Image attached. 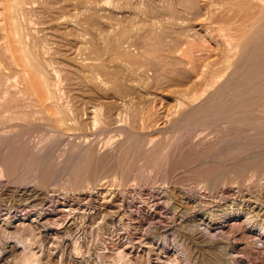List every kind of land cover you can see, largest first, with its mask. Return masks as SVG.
Returning a JSON list of instances; mask_svg holds the SVG:
<instances>
[{
	"label": "rangeland",
	"instance_id": "374dc122",
	"mask_svg": "<svg viewBox=\"0 0 264 264\" xmlns=\"http://www.w3.org/2000/svg\"><path fill=\"white\" fill-rule=\"evenodd\" d=\"M263 23L264 0H0V137L53 142L59 164L50 181L0 175V264H203L184 233L216 243L221 264H264V174L208 189L192 166L117 164L127 146L171 152L178 138L204 152L234 105L262 131ZM89 151L110 170L73 181ZM106 203L121 220L95 218Z\"/></svg>",
	"mask_w": 264,
	"mask_h": 264
},
{
	"label": "bare ground",
	"instance_id": "6f19581e",
	"mask_svg": "<svg viewBox=\"0 0 264 264\" xmlns=\"http://www.w3.org/2000/svg\"><path fill=\"white\" fill-rule=\"evenodd\" d=\"M264 24V23H263ZM262 29V28H260ZM263 35V34H262ZM252 36V35H251ZM252 38V37H251ZM264 38V37H263ZM247 43V42H246ZM250 44V43H249ZM255 51V50H254ZM256 52V51H255ZM263 55V54H262ZM261 57V56H260ZM241 60V59H240ZM262 64V63H261ZM255 66V65H254ZM257 66V65H256ZM239 67V66H238ZM243 67V66H242ZM249 68V67H248ZM259 68V66H258ZM241 69V68H240ZM256 72V71H255ZM239 73V72H238ZM237 74V72H236ZM249 78V76H248ZM247 79V78H245ZM253 80V79H252ZM256 82V81H255ZM254 82V83H255ZM236 83V82H235ZM235 85V84H234ZM229 86V85H228ZM244 88V87H243ZM241 88L242 90L246 91L245 88L243 89ZM237 89V88H236ZM235 89V90H236ZM240 89V88H239ZM239 89H237L238 91V95L239 96H244L245 94L244 91L243 93L241 91H239ZM252 89V88H251ZM260 89V88H258ZM257 89V91H259ZM262 91H264L263 89L264 88H261ZM250 90V88H249ZM232 91V90H231ZM234 91V90H233ZM251 91V90H250ZM241 92V93H240ZM261 92V91H260ZM235 94L236 97L239 98V96L236 95L235 92H233ZM240 93V94H239ZM247 93V91H246ZM250 92H248L247 96H250L249 94ZM251 93H255L253 92V89H252V92ZM262 93V92H261ZM260 93V94H261ZM223 96H224V93H222ZM243 94V95H241ZM263 94V93H262ZM217 95V94H216ZM226 95V94H225ZM259 95V94H258ZM257 95V96H258ZM211 96V95H210ZM214 96V95H213ZM234 96V95H233ZM246 96V98H247ZM255 96H256V93H255ZM263 97V95H262ZM240 99V98H239ZM251 99V98H250ZM254 99V98H253ZM256 100L260 101L259 99H262L261 98V95H260V98H255ZM254 99V100H255ZM236 100V98H235ZM241 100V99H240ZM249 100V99H248ZM214 101V100H213ZM212 101V102H213ZM218 101V100H217ZM221 101L223 100H219V102L221 103ZM233 102H235L234 100H232ZM246 101V100H245ZM225 102V101H223ZM232 102V103H233ZM238 102H241V101H238ZM262 102L264 103V97H263V100ZM214 103H217V102H214ZM213 103V104H214ZM218 103V104H220ZM229 103V102H227ZM231 103V102H230ZM246 104L244 106H247V102H245ZM263 103H259L258 107L262 106ZM212 104V103H210ZM241 104V103H240ZM262 104V105H260ZM237 105V103H236ZM256 105V106H257ZM212 106V105H211ZM233 106V104H232ZM241 106V105H240ZM240 106H235L233 107L234 111H235V117L234 114L232 116V114H229L228 113V110L226 111V114L225 115H230V117H233L230 119L229 116H227V120L228 122L231 120V124H228L227 123L225 125L229 126V127H226L225 125V130L226 132H223L221 134V137L218 139H216L217 143H213L212 146H210L209 148H207V150H205L204 152H202V146H201V150L198 151V148H196L194 150L195 147H198V146H195L194 148L191 146V147H186L188 149H184V146L185 144H180V143H177L179 142L181 138H178V140H175L176 142L174 144H172L173 147H170V145L168 146L170 149L172 148V151H168V152H141L142 150L141 149H138V150H141L140 152H138V150H134V152H130L131 150V146H127V148L125 149L124 152H121L120 154V157H119V160L117 162L118 166L121 167V170H125V169H132V168H136L137 167V163L139 162V160H143L142 161V165L138 166L137 168L139 167H143V166H151L148 167L152 170L153 169H156V170H159L161 169L163 171V169H166V170H171V171H174V170H177L178 168H181V167H188V166H192V171L193 173H197L198 175L196 176H199L202 181L206 180L208 183L207 184V187H211V186H218V184L222 181H226L227 183L229 181L232 180V178H234L236 180H238V184L240 187H242L243 185V182L244 180L246 179L247 175L250 176V171H253V172H256L257 174H264V129L262 131L260 130H254V126L255 124H252L253 119H256V118H259V117H255V115H259L258 112H256L257 114H255L253 117L251 116H248V115H245L246 113H248L247 111H245L246 109L244 108V110L240 107ZM264 106V105H263ZM201 107V106H199ZM204 107V106H202ZM201 107V108H202ZM206 107V106H205ZM204 107V108H205ZM258 107H253L252 110H257ZM223 108V107H222ZM232 108V107H230ZM228 108V109H230ZM256 108V109H255ZM262 108V107H261ZM260 108V109H261ZM194 109V108H193ZM193 109L191 111H193ZM196 110H199L200 108H196ZM247 109H251L247 107ZM259 109V110H260ZM220 110V108H219ZM223 110H225V108H223ZM223 110H220V112H224ZM241 110H243V112L245 114L242 115L243 112H241ZM232 112L231 113H234L233 110H231ZM255 111H252V112H255ZM261 112L263 111V108L262 110H260ZM185 112V111H184ZM196 112V111H195ZM250 111V113H252ZM197 113V112H196ZM195 113V114H196ZM199 113V112H198ZM228 113V114H227ZM184 114V113H183ZM194 114V115H195ZM202 114V113H201ZM215 114H216V111H215ZM249 114V113H248ZM252 114V115H253ZM198 116L200 114H197ZM203 115V114H202ZM223 115V114H222ZM190 116V115H188ZM204 116V115H203ZM203 116H199L201 119L203 118ZM263 116V115H262ZM261 116V117H262ZM194 117V116H192ZM198 117V118H199ZM206 118L204 119H207V116H205ZM215 117V116H214ZM218 117V116H217ZM220 117V120L221 119V115L219 116ZM224 119L225 116H223ZM1 118V117H0ZM3 118V117H2ZM1 118V119H2ZM181 118V117H180ZM188 118V117H186ZM190 118V117H189ZM188 118V120H189ZM195 118H196V115H195ZM197 118V119H198ZM199 118V120L201 121V119ZM210 118V117H209ZM208 118V119H209ZM264 119V116L262 117ZM202 119V120H204ZM215 121L214 118H211ZM209 119V120H211ZM223 119V121H224ZM261 119V118H260ZM261 119V120H263ZM11 120V119H10ZM9 120V121H10ZM15 120V119H13ZM29 121L27 122H30V119H28ZM177 120V119H176ZM186 120V119H185ZM208 120V121H209ZM225 120V121H227ZM252 120V121H251ZM5 121V120H3ZM8 121V119H7ZM16 121V120H15ZM26 121V120H25ZM35 121V120H34ZM33 121V123H35ZM178 121V120H177ZM191 121V119L189 120V122ZM206 121V120H205ZM224 121V122H225ZM252 122L250 126L249 125V122ZM258 121V119L256 120ZM254 120V122H256ZM2 122V120H1ZM11 122V121H10ZM179 122V121H178ZM192 122V121H191ZM190 122V123H191ZM210 122V121H209ZM208 122V123H209ZM213 122V121H212ZM222 124V121H218ZM217 122V127L219 126ZM260 122V120H259ZM259 122H256L258 126H260L259 124L263 125L262 124V121L259 123ZM264 122V121H263ZM194 123V122H192ZM205 123V122H204ZM230 123V122H229ZM235 123H238L236 125H234ZM242 123V124H245L246 126L249 125L253 130H251L250 128L248 129L247 127H244L245 125H243L242 127H240L239 125ZM13 124V122H12ZM19 124V123H18ZM29 124V123H28ZM27 124V125H28ZM51 124V123H50ZM241 124V125H242ZM7 125V124H6ZM31 125V124H30ZM29 125V126H30ZM36 125V124H35ZM39 125V124H37ZM211 125V124H210ZM213 125H215V123H213ZM212 125V126H213ZM10 126V125H9ZM34 126V125H33ZM223 126V125H222ZM221 126V127H222ZM12 127V126H11ZM184 127V125H183ZM193 127V126H192ZM191 127V128H192ZM254 127V128H253ZM261 127V126H260ZM42 128V127H41ZM176 128V127H175ZM182 128V127H181ZM264 128V127H262ZM261 128V129H262ZM20 129V128H19ZM31 129V128H30ZM33 129V128H32ZM37 129V128H36ZM197 129V128H196ZM203 129V128H202ZM221 129V128H220ZM220 129H217V133H218V130ZM260 129V128H259ZM22 130V133L23 132V129ZM45 130V129H44ZM222 130V129H221ZM224 130V128H223ZM224 130V131H225ZM14 131V130H13ZM20 131V130H18ZM29 131V130H27ZM211 131V130H210ZM215 131V130H214ZM26 132V131H25ZM31 132V131H29ZM187 132V131H186ZM201 132V131H200ZM220 132V131H219ZM13 133H16V132H13ZM20 133V132H19ZM215 133V132H214ZM2 134V133H0ZM29 134V133H28ZM26 133V135H28ZM34 134V133H33ZM180 134V133H178ZM185 134V133H184ZM183 134V135H184ZM187 134V133H186ZM5 135V134H4ZM11 135H12V132H11ZM24 135V134H23ZM215 135V134H214ZM220 135V133H219ZM18 138L14 141H12L11 139H8L10 137H8L7 139L5 138H2L0 137V175H4V176H7L6 178H8L9 180H11L10 178H14L13 180L17 179V180H23L25 179L28 175H36L34 174L35 172H39V174L41 175V179H42V182H43V179L44 180H49L50 181V177H55L54 174H56V172H58V162L56 161V158H55V153L53 151V148H54V144L52 143H48V144H45L44 146L42 145V147H40V149L38 150H35V146L34 145V142H33V139H31L30 136H19V134L17 133ZM15 136V137H16ZM178 136V135H177ZM37 137V136H36ZM47 137V136H46ZM42 138V137H41ZM128 138V137H127ZM132 138V137H131ZM173 138V137H172ZM184 138V137H183ZM53 139V138H52ZM175 139V138H174ZM215 140V139H214ZM133 141V139L131 140ZM168 142V141H167ZM173 142V141H172ZM188 142V141H187ZM200 142V141H199ZM203 142V141H201ZM207 142V141H205ZM209 142V141H208ZM33 143V144H32ZM57 143V142H56ZM132 143V142H131ZM185 143V142H184ZM36 144V143H35ZM59 144V143H58ZM157 144V143H155ZM205 144V143H204ZM122 145H124L122 143ZM189 145V144H188ZM209 145V143H208ZM207 145V146H208ZM159 146V144H158ZM164 146V145H162ZM161 146V147H162ZM126 147V146H125ZM131 147V148H130ZM140 147V146H139ZM205 147V146H204ZM4 149H6V151H4ZM137 149V148H136ZM166 149V148H164ZM204 149V148H203ZM206 149V147H205ZM57 151V150H56ZM137 151V152H136ZM151 151V150H150ZM78 155V154H77ZM117 155V154H116ZM118 158V157H116ZM73 161H71V164L72 165V162L73 165L72 167H70L71 169V174H72V180L75 178L77 179L78 177H80L81 175L83 174H94V177L97 176V173H99L101 170L103 171L105 168H106V162L105 158H100L99 156H97L95 154L94 151H89L88 153H86L85 155H82L80 157H78L76 160H74L73 158H71ZM62 161V160H61ZM108 161V160H107ZM115 162V161H113ZM64 163V162H62ZM108 163V162H107ZM115 164V163H114ZM61 165V164H60ZM69 165V164H68ZM67 165V166H68ZM116 165V164H115ZM114 165V167H115ZM66 166V167H67ZM111 167V165H108ZM106 168V170H110L109 168ZM117 166V165H116ZM65 168V167H63ZM64 170V169H63ZM116 170V169H115ZM160 170V171H161ZM66 171V169H65ZM107 171V172H108ZM112 171V170H111ZM145 171V170H144ZM63 172V171H62ZM69 172V171H67ZM127 172V171H126ZM134 172V171H133ZM132 172V173H133ZM152 172V171H151ZM114 173V172H113ZM119 173V172H118ZM125 172H123V175ZM128 173V172H127ZM167 173V172H165ZM233 173V175H231ZM250 173V174H249ZM96 174V175H95ZM100 174V173H99ZM105 174V173H104ZM122 174V173H121ZM158 174V172H157ZM140 175V174H139ZM167 175V174H166ZM231 175V176H230ZM254 174L252 173V177ZM84 176V175H83ZM248 176V177H249ZM82 177V176H81ZM86 177V176H85ZM90 177V175H89ZM139 177V176H138ZM166 177V176H165ZM169 177V176H167ZM248 177H247V180H248ZM251 178V177H249ZM34 179V178H33ZM93 179V178H92ZM125 179V178H123ZM135 179V178H134ZM181 179V178H180ZM196 179V178H195ZM182 180V179H181ZM73 181H76V180H73ZM136 181V180H135ZM183 181V180H182ZM255 181V180H254ZM94 182V181H93ZM139 182V181H138ZM225 182V183H226ZM22 183V181H21ZM40 183V182H39ZM45 183V182H44ZM249 183V182H248ZM254 183V182H253ZM42 184V183H41ZM205 184V183H204ZM221 184V183H220ZM230 184V183H229ZM235 184V183H234ZM79 186V185H78ZM83 186V185H82ZM94 186V185H93ZM237 186V187H239ZM253 186V185H252ZM80 187V186H79ZM228 187V186H227ZM63 188V187H61ZM69 188V187H68ZM96 188V187H95ZM123 188V187H122ZM221 188V187H220ZM225 188V187H224ZM209 189V188H208ZM263 189V188H262ZM81 190V189H80ZM180 190V189H179ZM206 190V189H205ZM239 190V189H238ZM242 190V189H241ZM248 190V189H247ZM254 190V189H253ZM261 190V189H260ZM86 191V190H85ZM108 191V190H107ZM210 191V190H208ZM71 192V191H70ZM83 194V193H82ZM184 194V193H183ZM12 195V193H11ZM64 195V194H63ZM105 195V194H103ZM189 195V194H188ZM126 196V195H125ZM179 197V196H178ZM258 197V196H257ZM69 198V197H68ZM105 198V197H104ZM10 199V198H9ZM111 199V198H110ZM210 199V198H209ZM216 199V198H215ZM26 200V199H25ZM108 200V199H107ZM106 200V201H107ZM77 201V200H76ZM104 201V200H103ZM110 201V200H108ZM126 201V200H125ZM82 202V201H81ZM105 202V201H104ZM183 202V201H182ZM186 202V201H185ZM95 203V202H94ZM94 203L91 205V206H95ZM112 203V202H111ZM204 203V202H203ZM105 204V203H104ZM116 204V202H115ZM121 205V204H120ZM108 205L106 203V206H104L103 208H99V211L97 210V214L95 216V218L98 216V218L100 217L101 219L105 220L104 218H108V215L109 213H112L111 215L114 216V217H118L119 216V213L116 212V211H113L111 210V208H107ZM110 207V206H109ZM112 207V206H111ZM206 209V208H205ZM117 210V209H116ZM121 210V208H120ZM126 211V210H125ZM250 211V210H249ZM102 212V214H100ZM259 213V212H258ZM100 214V215H98ZM257 216V215H256ZM93 219V218H91ZM90 219V220H91ZM113 219V218H112ZM115 219V218H114ZM119 219V217L117 218ZM121 220V219H119ZM100 222V220H98ZM97 221V222H98ZM102 221V220H101ZM114 221V220H113ZM94 223V221H93ZM117 223V222H116ZM95 224V223H94ZM93 224V225H94ZM97 224V223H96ZM90 225V224H89ZM83 226V225H82ZM81 226V227H82ZM114 226V225H113ZM80 227V228H81ZM93 227V226H92ZM100 227V226H99ZM98 227V228H99ZM83 229V228H82ZM90 229V228H89ZM118 229V228H117ZM84 230V229H83ZM188 231V230H187ZM86 230H85V234H86ZM183 233V232H182ZM90 234V233H89ZM87 235V234H86ZM44 236V235H43ZM88 236V235H87ZM86 236V237H87ZM183 236H186V239H189V241L191 243H193V250L196 251V254H194L195 256H197V258L199 257L200 259L203 258V264H221V263H224L226 262V260L224 259L225 257H223L222 253L220 254V252L218 253L216 250L218 249V245L216 243H206V244H200V242H198V240L196 239L195 235L193 234H189V233H184ZM82 237V236H81ZM85 237V236H84ZM85 237V239H86ZM90 237H92L90 235ZM94 237V236H93ZM88 239V238H87ZM20 240V239H19ZM27 240V239H26ZM49 240V239H48ZM53 241V239H52ZM51 241V243H52ZM55 241V240H54ZM85 241V240H83ZM61 242V241H60ZM213 242V241H211ZM40 243V242H39ZM87 243V242H86ZM43 244V243H42ZM54 244V243H53ZM52 244V245H53ZM57 244V243H56ZM55 244V246H56ZM40 245V244H39ZM187 245V244H186ZM49 246V245H48ZM88 246V245H87ZM71 247V246H70ZM78 247V246H77ZM80 247V246H79ZM63 247L62 246V250H63ZM82 248V247H81ZM80 248V249H81ZM95 248V247H94ZM55 249V248H54ZM67 249V248H66ZM65 249V250H66ZM80 249L79 250V254L80 253ZM87 249V248H86ZM89 249V248H88ZM87 249V250H88ZM44 252V251H43ZM52 253V251H51ZM26 254V253H25ZM24 254V255H25ZM35 254V253H34ZM33 255V253H32ZM36 255V254H35ZM82 255L85 256V253H83ZM30 256V255H29ZM28 255H26V258L24 259V261H27V262H24L26 264H29L30 263H33V261L31 260V258L33 256H30L29 257ZM124 257V256H123ZM22 258V257H21ZM24 258V257H23ZM39 258V257H38ZM81 258V257H80ZM85 258V257H83ZM120 258V256L118 257ZM32 259H35V258H32ZM42 259V258H41ZM62 259V258H61ZM121 259V258H120ZM81 260H84V259H81ZM35 261V260H34ZM38 261V260H37ZM42 261V260H41ZM57 261V260H56ZM115 261V260H113ZM22 262V263H23ZM89 262V261H88ZM23 263V264H24ZM38 263V262H37ZM83 263V262H82ZM85 263V262H84ZM116 263V261H115ZM142 263V262H141ZM196 263V262H195ZM200 263V262H199ZM34 264V263H33ZM58 264V263H57Z\"/></svg>",
	"mask_w": 264,
	"mask_h": 264
}]
</instances>
